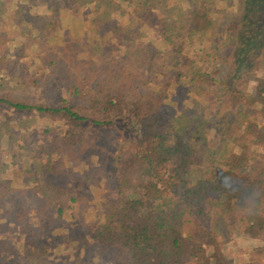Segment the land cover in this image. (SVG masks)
<instances>
[{"label":"trees","instance_id":"trees-1","mask_svg":"<svg viewBox=\"0 0 264 264\" xmlns=\"http://www.w3.org/2000/svg\"><path fill=\"white\" fill-rule=\"evenodd\" d=\"M25 1L0 0V69L12 63L11 23L37 65L18 84L66 97L51 105L0 89V109L66 125L44 130L39 174L73 183L36 181L29 206L60 220L77 190L97 189L110 211L91 238L109 264H236L225 244L238 236L261 242L242 264H264V0H190L188 10L175 0H91L95 48L68 30L56 40ZM120 9L125 22H110ZM152 19L161 26L147 36ZM183 80L195 100L179 112ZM104 129L119 133L113 150L96 142ZM6 189L0 182V202ZM14 204L23 223L28 208Z\"/></svg>","mask_w":264,"mask_h":264},{"label":"rangeland","instance_id":"rangeland-1","mask_svg":"<svg viewBox=\"0 0 264 264\" xmlns=\"http://www.w3.org/2000/svg\"><path fill=\"white\" fill-rule=\"evenodd\" d=\"M31 2L34 15H46L54 24L51 32L56 40H61L63 32L68 30L75 36L85 37L90 46L95 48L93 41L88 39L91 25L89 12L93 8L91 0H71L66 9L61 5L64 0ZM174 2L186 10L191 6L190 0ZM216 3L219 7L226 6L221 0H217ZM124 6L126 8V5ZM240 7V3L235 2L228 10L230 13L232 11L236 13ZM123 15V9L119 12L113 11L110 22L123 21L121 19ZM159 26L161 25L158 21L152 19L141 30L147 36H154ZM15 30L11 23L4 27V31L12 39L9 58L12 63H9L6 69H0V89L18 94L31 102L59 105L60 100L66 97L64 89L59 87L52 89L48 84H43L40 88L18 84L20 76H28L35 71L37 65L33 53L35 49L20 52V44L13 41ZM160 47L165 48L164 45ZM13 65L15 68H12ZM188 92V85L184 80L181 81L174 93V109L179 112L188 109L192 100H195V95ZM65 126L61 121L42 118L34 113L17 114L6 108L0 109V182L10 192L0 202V264H109L91 238L93 230L106 226L110 211V203L99 196L97 189L91 187L87 190L86 188L77 190L76 195L80 201L66 204L60 220L52 219L49 214L39 216L28 203L29 194L34 190L36 181H49L68 189L73 186L70 177L60 175L42 177L39 174L43 157L39 144L46 141L44 130ZM119 139L118 131L104 129L99 132L96 142L113 150L118 146ZM261 157L264 160V152ZM18 192L23 195L17 200L28 208V216L23 223L16 221V214L20 208L14 204L17 201L14 197L15 193L19 194ZM12 204L16 206L13 207ZM10 208L11 212L8 213L7 210ZM225 245L227 256L236 264H242L247 260L250 251L261 245V242L238 236Z\"/></svg>","mask_w":264,"mask_h":264}]
</instances>
